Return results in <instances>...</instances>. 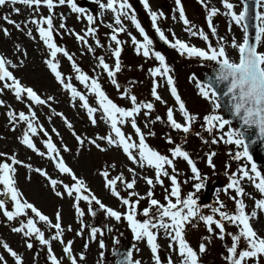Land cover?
Masks as SVG:
<instances>
[{
  "label": "snow or ice",
  "instance_id": "1",
  "mask_svg": "<svg viewBox=\"0 0 264 264\" xmlns=\"http://www.w3.org/2000/svg\"><path fill=\"white\" fill-rule=\"evenodd\" d=\"M199 2L205 8L207 27L211 36L216 37L215 45L209 42V36L202 29H197L186 18L181 0H175V8L179 11L178 19L184 25V30L189 36L199 37L203 40L206 45L204 48L177 38L174 32L170 41L157 24L158 19L163 18L164 14L152 11L148 0H140L145 12L151 18L152 29L161 41L187 59L215 62L217 68L213 74H210L206 82L198 79L195 74L189 77L190 82H195L197 95L210 105L209 112L200 118L202 120L200 127L211 137V144L222 142L235 147L234 153L229 152L232 160L241 161L243 159L251 165L250 169L247 165H243L239 166L235 172L226 173L228 183L224 188V194L233 202V208L229 209L222 200L217 199L211 206L203 205L204 208H210V214H204L202 206L198 204L195 196V192H199L204 187V178L190 153L184 150L180 144H176L170 134H166V143L174 146L167 150L168 154H161L146 141V137L155 136V132L149 129L145 133L138 125V117L143 116L145 128H148L149 124L161 122L165 123L172 132L181 133L186 138L193 132V125L197 122L198 116L186 108L185 102L181 99L175 86L171 67L159 51L152 50L153 41L141 26L135 12L131 11L132 6L129 0H106V2L96 0L101 15L105 10L113 14V22L107 24L106 27L110 29L108 38L114 44L110 50L114 63L110 65L105 62L103 56H96V64L93 67L94 73L98 67L100 74H106L107 80L115 87L120 98L128 102L127 106L118 105L111 99L103 89L99 75L89 76L86 74L76 63L74 56L65 47L58 46L55 42L54 35H62L63 33L58 30H63L64 33L74 36L76 42L83 45L87 53L94 54L95 48L103 47L99 39H96L97 29L95 27H87L81 35L74 29L67 28L63 22V14L59 17L58 29L54 26L53 14L56 7L67 5L73 13L84 11L74 3V0H0V7L12 6L11 11L16 14L21 12L19 7H15L18 4L31 9L32 13L39 12L41 6L47 10L48 15L32 17L23 22V27L21 23H17L8 15L0 17V19L5 24L12 25L17 31L24 32L29 38L42 42L46 49L43 63L55 82L70 94L72 101L78 102L80 108L86 111L87 119L93 127L98 125V121L107 125L103 135L82 136L73 130V124L62 113L53 110L54 114L60 117L66 125L80 149H83L85 145L94 147L100 152H106L110 148L117 149L124 157V168L129 174L125 176L124 171H117L114 163L99 171L98 175L102 178L103 188L123 210H117L102 202L90 190L84 178L77 176L73 168L63 158L62 153H70L73 150L63 143V138H61V146L58 147L49 135V131L38 119L36 109L45 106L50 108L49 102L54 98L50 95L42 98L32 87L22 84L21 80L14 75L12 69L22 66V60L18 64L4 55H0V95H4L5 92L10 93L15 101L20 102L26 108V111L17 113L11 105L0 100V107L6 109L7 121L11 125L9 130L16 131L22 125L24 130L16 137L18 144L42 159L46 158L54 166V172L63 177V179L53 178L44 168H33L30 163L19 160L16 152L0 151V214L7 222H15L11 226V232L22 234L27 249L33 248L31 242L33 239L45 247L48 264H86L85 252L91 243L97 244L100 250L98 264H103L107 247L103 239L104 231L101 227L86 224L84 221L86 215L95 218L98 211L102 212L106 219L114 220L117 223L126 222L132 240L143 242L149 250L152 264H199L198 257L205 252L206 245L201 242L198 245V251L195 250L186 239V227L191 225L195 228L201 223L208 234L203 237L204 240L210 242L213 235L221 241L226 236L230 237V244L225 246L226 254L222 256L225 264H262L264 261V235L260 234V231H264V229L258 231L251 223L258 219L259 214H264V175L252 163L249 145L246 142L247 134L253 129L256 136L264 141V51L258 50V46L264 41V12L255 14V37L254 42H250L246 0H239L242 5L239 12L235 10L236 6L230 0H220L224 10L222 14L229 17L243 31L242 41L237 42L233 37L230 42H227L224 37L218 36L217 29L212 23V18L220 13L221 9L214 6L208 7V0H199ZM256 3L259 6L261 0H256ZM86 19L89 25L94 23L93 16H86ZM124 19L130 20L143 38L142 41H138L135 36L128 33L137 55L142 54L146 59L154 57L158 62V66L149 69L152 77L151 100H139L135 94L121 89L117 81V74L121 72L122 68L120 56L123 43L118 38V34L126 32L123 24ZM28 24L34 26L38 37L33 35L32 30H25ZM0 34L5 37L9 36V29L0 26ZM88 37L95 40V48L89 44ZM15 47L19 53V45ZM229 47L235 50L237 59L229 58ZM58 54L67 59L70 64V73L75 74V81H78L85 91H79L72 82H69L71 77H66L60 70ZM23 55L26 56L27 53L24 52ZM162 84L174 100L172 106H167V101L158 93V88ZM220 85L224 86L223 95L228 97V111L232 117L239 121L240 127H233L232 120L219 114L222 105L217 88ZM89 94L92 97L91 104ZM155 102L166 105V119H162L160 115H155L154 119L150 118L155 111ZM97 113L99 116L96 115ZM177 114L180 119H177ZM48 120L51 122V115L48 116ZM126 126L130 127L131 131L126 133L124 131ZM51 131L59 136L55 128H52ZM195 135L200 137L203 143H209L201 136L200 132H196ZM37 140L42 147L37 146ZM214 155V152L206 153L207 164L213 169L215 168L212 162ZM178 160L186 162L190 169L191 176L188 179L194 181L192 187L195 192L182 193L181 182L178 181V176L181 173L176 167ZM18 165L26 168L29 173L36 172L40 177H43L55 197L70 200V208L78 222V228L75 231L70 224L66 227L62 226L60 210L54 213V218H50L24 197L17 186L16 166ZM138 169H150L153 172L152 176L142 175L139 177L147 186L143 195L136 191ZM30 178V176H26V179ZM163 178L168 179L169 186L165 187ZM245 180L258 192V197L245 191L241 183ZM187 182V180L184 181V183ZM157 185L164 188L163 203L154 198V188ZM244 197L254 202L250 211H246L248 206ZM141 200H146L147 204L142 209L138 207ZM9 204L10 207L7 206ZM140 216L143 217L142 220L138 218ZM226 225L232 226L235 232L227 231ZM108 230L111 231L110 228ZM66 231H74V237H87L82 245L84 251L79 254L74 253V239L65 240ZM46 232H48L49 238H46ZM161 234L167 241L166 247L169 250V255L163 262L159 255L161 245L158 242ZM54 241L61 248L62 257L65 258L63 261L55 254L52 246ZM113 243H118V241L114 238ZM0 246L12 258L14 264H23L21 255L6 242L0 240ZM133 249L136 253L140 251L135 244ZM173 255L176 257L175 261ZM113 256L118 257L114 264H142L140 259L133 258L132 250L122 253L115 250ZM0 264H8L7 259L2 255H0Z\"/></svg>",
  "mask_w": 264,
  "mask_h": 264
},
{
  "label": "rangeland",
  "instance_id": "2",
  "mask_svg": "<svg viewBox=\"0 0 264 264\" xmlns=\"http://www.w3.org/2000/svg\"><path fill=\"white\" fill-rule=\"evenodd\" d=\"M103 2H106V0H103ZM230 2L236 6L235 10L237 12L241 10L242 5H240L239 0H230ZM74 3L84 11L81 13H73L67 5L58 6L54 9V26L58 29L59 17L63 14V22L66 24L67 28L74 29L75 32L81 35H83V32L87 27H95L97 29L96 39H99L103 47L95 48V40L92 37H88V42L95 48V53H87L84 46L76 42L74 36L64 33L63 30H58L63 33L62 35H54L55 42L58 46L65 47L66 50L74 56L76 63L86 74L89 76L99 75L100 83L111 99H113L118 105L127 106L128 102L120 98L115 87L107 80L106 74H100V69L98 67H96L95 73L93 72V67L96 64V56H103L105 62L110 65L114 63V58L110 55L111 47H114V44L108 38L110 29L106 27L107 24L113 22V14L105 10L103 15H101V10L99 9L96 0H74ZM129 3L132 6L131 11L135 12L141 26L153 41L151 46L152 50L159 51L165 57L166 63L171 67V74L174 77L175 86L177 87L181 99L185 102L186 108L191 113L198 116L197 122L193 125V132L188 134L186 138L181 133L172 132L165 123L161 122L149 124L148 128H145V118L143 116L138 117V125L145 133L149 129L155 132V136L146 137L147 143L161 154H168L167 150L174 146L166 143L165 136L166 134H170L176 144H180L184 150L190 153L201 173V176L204 178V187L199 192H195V189L192 187L194 181L188 179L191 176L190 169L187 167L186 162H183L182 160L176 162V167L181 173L178 176V181L181 182V190L183 194H186L189 191L195 192L198 204L202 206L204 214H210V208H204L203 205L211 206L217 199L222 200L229 209L233 208V202L224 194V188L228 183L227 174L237 171L238 167L243 165H247L250 169L251 165L247 164V161L243 159L241 161L232 160L229 152L231 151L234 153L236 150L235 147L232 145H225L222 142L211 144V137H209V135L200 127V123L202 122L200 118L209 112L210 105L197 95L195 82H190L189 77L192 74H195V76L201 80L205 74H210L211 70L208 62H200L196 59L182 57L168 44H165L163 41L162 43L158 41L155 31L151 27V18L148 16L147 12H145L140 0H129ZM148 3L152 11L162 12L164 14L163 18L158 19L157 24L170 41L172 40V33L174 32L177 38L184 40L189 44L201 48L206 46L205 42L199 37H191L184 30V25L178 19L179 11L175 8V0H148ZM181 6L184 9L186 18L191 24L195 25L197 29H202L209 36V42L215 45L216 37L211 36L210 30L207 27L206 11L199 0H181ZM213 6L221 9V12L212 18V23L217 29L218 36L224 37L227 42H230L233 37L237 42L242 41V29L232 22L229 17L222 14L224 10L220 0H208V7ZM11 7L12 6L0 7V17L8 15L9 18L15 20L17 23H21L22 27L23 22L32 17L48 15L47 10L43 6H41L39 12L32 13L31 9L18 4L15 7L21 9L20 14L13 13ZM258 12H264V0H261V4L258 6ZM89 15L94 18V23L92 25H89L86 19V16ZM78 16L80 17L79 19L77 18ZM173 17H176V19H173ZM123 24L126 32L118 34V38L123 43L121 45L122 51L120 56L122 68L121 72L117 74V81L120 84L121 89H126L131 94H135L139 100H151L150 91L152 77L150 76L149 69L158 66V62L154 57L146 59L142 54L137 55L128 33L135 36L138 41H142L143 38L131 24L130 20L124 19ZM0 26L9 29V36L5 37L0 34V55H4L14 63L19 64L21 60L23 61L22 66L12 69L14 75L21 80L22 84L32 87L42 96V98L49 95L54 98L49 102L51 104L50 108L45 106L43 108H37L36 111L39 121L43 124L45 129L49 131V135L57 146H61V138H63V143L67 144V146L73 150L70 153H62L63 158L68 165L73 168L77 176L84 178L90 190L97 195L102 202L116 208L117 210H123L120 208L117 201L103 188L102 178L98 173L107 168L108 165L114 163L117 171L122 170L124 171L125 176H128L129 174L127 173L126 168H124V157L115 148H110L106 152H100L94 147L85 145L83 149H80L66 125H64L60 117L54 114L53 110L62 113L63 116L73 124V130L82 136L94 137L96 134L103 135L106 132L107 125L98 121V125L93 127L87 119L86 111L80 108L78 102L72 101L70 94L55 82L49 70L43 63L46 49L42 42L29 38L24 32L17 31L12 25L5 24L2 19H0ZM25 30H32L33 35L38 37V34L34 31L33 25L28 24ZM16 45H19V53L16 51ZM258 50L264 51V41L258 46ZM24 52L27 53L26 56L23 55ZM228 54L230 59H237L235 50L230 47L228 48ZM58 59L60 60V70L66 75V77H71L69 82H72L79 91H85L83 86L79 85L78 81H75V74L70 73V64L67 59L59 54ZM158 93L167 101V106H172L174 104V100L166 91L163 84L158 88ZM0 100H3L7 105H11L12 109L17 113L19 111H26L25 106L20 102L15 101L10 93L5 92L4 95H0ZM89 102L90 104L92 103L91 94H89ZM165 112L166 105H161L159 102H155V111L151 114L150 118L154 119L155 115H160L162 119H166ZM219 114L221 115V109L219 110ZM49 115H51V122L48 120ZM96 115L99 116V113ZM177 119H180L178 114ZM10 127L11 125H9L6 117V109L0 107V151L9 153L16 152L19 160L24 161L25 163H30L33 168H44L51 176H53V178L63 179V177H60L54 172V166L51 165L46 158L42 159L18 144L16 137L24 130L22 125L19 126L16 131H10ZM233 127L237 126L233 124ZM52 128L56 129L59 136L51 131ZM124 131L127 133L131 131V129L126 126ZM196 132H200L201 136L208 140L209 143H203L201 138L195 135ZM37 146L42 147L39 140H37ZM211 152L215 153L212 158V162L215 165L214 169L210 168L207 164L206 153ZM16 167L17 186L23 193L24 197L50 218H54V213L57 210H60L62 226L66 227L70 224L75 231L78 228V222L74 217L73 210L70 208V200L67 198L62 200L55 197L45 179L40 177L36 172L29 173L28 170L22 166L18 165ZM257 170L264 175V170L258 168ZM142 175L152 176L153 172L150 169L137 170L138 179L136 191L143 195L147 186L142 179H139ZM26 176H30L31 178L26 179ZM163 179L165 187L169 186L170 182L168 179ZM185 180L188 182L184 183ZM241 183L246 192H249L256 197L259 196L258 192L249 184V182L245 180ZM218 184H221V186L219 189H216ZM211 186H214L215 193L211 196V201H208L206 200L208 197L206 193ZM229 191L231 192V190ZM164 195V188L157 185L154 188V198L163 203ZM244 200L248 206L246 211H250L254 202L247 197H244ZM7 206L10 207V204ZM145 206H147L146 200H141L138 207L142 209ZM138 218L141 220L143 219L142 216ZM84 221L86 224L101 227L104 231L103 239L105 240L107 247L103 264H114L115 259H117V257L113 256L115 250H118L121 253L132 250L134 259H140L142 264H152L149 250L143 242H135L132 240L131 232L127 228L126 222L117 223L114 220L106 219L104 214L100 211L97 212L95 218L86 215ZM14 223L15 222H7L2 214H0V240L6 242L13 250L21 255L23 258V264H48L45 247L41 246L38 241L33 239L31 241L33 243V248L27 249L26 244L24 243L25 238L22 234L11 232V226ZM251 223L258 231L264 229V214H259L258 219L251 221ZM109 228L111 231L108 230ZM226 229L229 232H235V229L230 225H226ZM74 231H66L64 238L65 240L74 239V253L79 254V252L84 251L82 245L87 237H74ZM260 234L264 235V231H260ZM45 235L46 238H49L48 232H46ZM207 235L206 229L202 223L195 228L191 225L186 227V239L195 250L198 251V245L201 242H204L206 245L205 252L198 257L199 264H225L222 256L226 254L225 246L230 244V237L226 236L225 239L221 241L213 235L209 242L208 240L203 239V237ZM114 238L118 243H113ZM158 242L161 245L159 255L163 262L169 255V250L166 247L167 241L161 234ZM134 244L140 249L139 253H136L133 249ZM52 246L57 257L63 261L65 258L62 257L60 246L55 241L52 242ZM99 251L97 244L91 243L89 249L85 252L86 264H98V261L100 260ZM0 255L7 259L8 264H14V261L7 255L2 246H0ZM175 259L176 257L173 255V260L175 261ZM262 264H264V261H262Z\"/></svg>",
  "mask_w": 264,
  "mask_h": 264
},
{
  "label": "water",
  "instance_id": "3",
  "mask_svg": "<svg viewBox=\"0 0 264 264\" xmlns=\"http://www.w3.org/2000/svg\"><path fill=\"white\" fill-rule=\"evenodd\" d=\"M246 3L248 5V21H247V23H248L249 38H250V42H254L255 25H256V21H255L254 17H255V14L258 12V6L256 3V0H246ZM158 41H160L162 43V41L159 40V37H158ZM207 62H208V65L211 69L210 74H213L215 69L217 68V65L215 64V62H209V61H207ZM210 74H205L201 80L206 82L209 79ZM217 91L220 94V103L222 105L221 115L223 117H226L227 119L232 120L233 124H236L238 127H240L239 121L235 117H232L230 115V112L228 111V97H225L223 95L224 86L220 85L217 88ZM246 142L249 145V154L252 157V161L254 162V164L258 168L264 170V141H261L256 136L255 130L253 129V130H250L249 133L247 134ZM220 186H221V184H218L216 189H219ZM214 193H215L214 186H211L209 188L208 192L206 193V195L208 196L206 200L211 201V196H213Z\"/></svg>",
  "mask_w": 264,
  "mask_h": 264
}]
</instances>
